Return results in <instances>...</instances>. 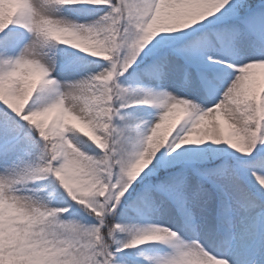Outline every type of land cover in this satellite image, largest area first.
I'll return each mask as SVG.
<instances>
[{
    "label": "snow or ice",
    "instance_id": "snow-or-ice-1",
    "mask_svg": "<svg viewBox=\"0 0 264 264\" xmlns=\"http://www.w3.org/2000/svg\"><path fill=\"white\" fill-rule=\"evenodd\" d=\"M0 264H264V0H0Z\"/></svg>",
    "mask_w": 264,
    "mask_h": 264
}]
</instances>
